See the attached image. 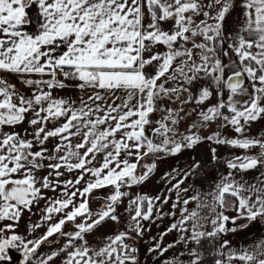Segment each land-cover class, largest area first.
Here are the masks:
<instances>
[{"label":"snow or ice","instance_id":"6c2138e0","mask_svg":"<svg viewBox=\"0 0 264 264\" xmlns=\"http://www.w3.org/2000/svg\"><path fill=\"white\" fill-rule=\"evenodd\" d=\"M144 257L264 264V0H0V264Z\"/></svg>","mask_w":264,"mask_h":264},{"label":"crops","instance_id":"0c3cea01","mask_svg":"<svg viewBox=\"0 0 264 264\" xmlns=\"http://www.w3.org/2000/svg\"><path fill=\"white\" fill-rule=\"evenodd\" d=\"M225 155H227V151H225ZM184 157H182L181 158V160H180V162L181 163H183L184 162ZM174 163V162H173ZM161 171H163V170H165L167 167H168V164L167 163H164V164H161ZM37 217H33V219H36ZM164 223L165 224H167L168 223V221L167 220H165L164 221ZM158 230L155 228V227H153V232L154 233H156ZM53 239H55V238H53ZM172 239V236L170 235L169 237H167L166 238V240H171ZM63 241H61V243H62ZM144 242H142V244H143ZM58 246V245H57ZM144 252H145V248L144 247H141V255L143 256V254H144ZM147 261H148V264H151V258L150 257H144Z\"/></svg>","mask_w":264,"mask_h":264},{"label":"rangeland","instance_id":"374dc122","mask_svg":"<svg viewBox=\"0 0 264 264\" xmlns=\"http://www.w3.org/2000/svg\"><path fill=\"white\" fill-rule=\"evenodd\" d=\"M180 127H181V129H182V128L185 127V125H184V124H181ZM149 162H150V161H149ZM93 207H98V203H97V204H94ZM62 243H63V242H62ZM58 246H59V245H58ZM58 246L55 245V247H58ZM45 250H46V248H42V249H41V251H45Z\"/></svg>","mask_w":264,"mask_h":264}]
</instances>
